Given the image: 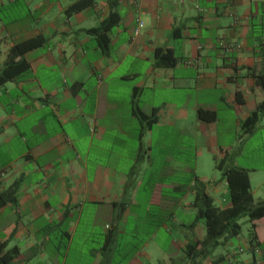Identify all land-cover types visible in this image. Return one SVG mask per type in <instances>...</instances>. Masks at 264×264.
Wrapping results in <instances>:
<instances>
[{"label": "crops", "instance_id": "0c3cea01", "mask_svg": "<svg viewBox=\"0 0 264 264\" xmlns=\"http://www.w3.org/2000/svg\"><path fill=\"white\" fill-rule=\"evenodd\" d=\"M76 1L24 0L27 14L8 21L19 1L0 0V72L17 44L45 39L0 87V247L19 251L9 264H264V217L186 251L207 234L197 183L232 207L217 161L245 170L252 206L264 205V170L243 162L264 151V116L242 128L264 102V0H95L67 16ZM114 13L105 54L87 31ZM135 109L157 121L145 129Z\"/></svg>", "mask_w": 264, "mask_h": 264}, {"label": "trees", "instance_id": "16d2710c", "mask_svg": "<svg viewBox=\"0 0 264 264\" xmlns=\"http://www.w3.org/2000/svg\"><path fill=\"white\" fill-rule=\"evenodd\" d=\"M94 5L95 0H78L67 8L66 14L67 16H73L92 8ZM117 18L118 16L115 13L111 14L100 27L87 31L96 38L99 47L105 54H108L110 47L109 32L118 24ZM44 42L43 37H36L12 48L7 62L0 72V87L28 69V64L23 58L24 55L40 47ZM156 55L159 61L162 62L166 58H172V52L168 50L158 49ZM174 64L175 61L173 60L167 63L169 66ZM134 113L144 123L145 129L157 121L156 115L147 118L138 109H135ZM263 116L264 102L244 121L242 125L243 134H251ZM201 118L206 122H214L217 117L214 112L204 111L201 112ZM224 160L217 161L216 168L222 171L228 180L232 207L228 210H220L208 196L205 186L201 183L196 184L194 206L199 210L200 217L206 222L207 234L204 241H196L187 247L186 251L189 256L201 246L206 247L205 250H207L210 246L216 247L223 237L229 240L240 235L242 227L239 222L241 219L248 218V221L252 224L255 220L264 217V205L252 206L253 195L248 173L238 168L224 167ZM1 197L2 195H0ZM251 227L253 235L256 236V227L254 225H251ZM5 249L6 245L0 247V264H9L19 254L17 249L9 251H5Z\"/></svg>", "mask_w": 264, "mask_h": 264}, {"label": "rangeland", "instance_id": "374dc122", "mask_svg": "<svg viewBox=\"0 0 264 264\" xmlns=\"http://www.w3.org/2000/svg\"><path fill=\"white\" fill-rule=\"evenodd\" d=\"M17 1H19L17 5L7 8L1 12L2 18L11 21L12 19L14 20V18L21 19L22 16L24 17L27 14V7H25V4L22 3L24 0H17ZM260 133H263V136ZM260 133H258L257 136L255 137L256 143L259 140H264V131ZM243 162L247 166H250L251 168L264 170V151L261 142L255 144L253 148L251 147L249 149V152L246 153L243 158ZM243 226H244L243 231H245V225ZM145 237L146 235L142 236L141 238H145Z\"/></svg>", "mask_w": 264, "mask_h": 264}, {"label": "built area", "instance_id": "2783aa9c", "mask_svg": "<svg viewBox=\"0 0 264 264\" xmlns=\"http://www.w3.org/2000/svg\"><path fill=\"white\" fill-rule=\"evenodd\" d=\"M144 28V23L138 21V25L134 28V36L138 37L141 34V30Z\"/></svg>", "mask_w": 264, "mask_h": 264}]
</instances>
